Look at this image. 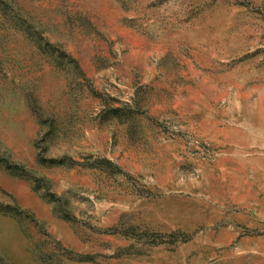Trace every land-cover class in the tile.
Instances as JSON below:
<instances>
[{"label":"rangeland","instance_id":"obj_1","mask_svg":"<svg viewBox=\"0 0 264 264\" xmlns=\"http://www.w3.org/2000/svg\"><path fill=\"white\" fill-rule=\"evenodd\" d=\"M0 264H264V0H0Z\"/></svg>","mask_w":264,"mask_h":264}]
</instances>
